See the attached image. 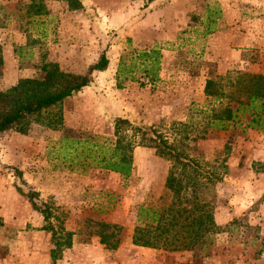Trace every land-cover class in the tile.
I'll return each mask as SVG.
<instances>
[{
  "label": "rangeland",
  "instance_id": "obj_1",
  "mask_svg": "<svg viewBox=\"0 0 264 264\" xmlns=\"http://www.w3.org/2000/svg\"><path fill=\"white\" fill-rule=\"evenodd\" d=\"M31 1L38 0H0L1 91L39 76L44 63L82 74L103 52L107 66L62 100L57 130L34 123L26 135L0 134V264H264V132L190 139L199 130L190 108L204 102L208 77L264 72V0H79L76 11L44 0L40 16L24 13ZM153 45L161 55L157 80L115 88L119 56ZM116 117L180 140L207 167L224 161L226 173L213 190L219 229L206 248L170 252L131 244L136 207L167 198L168 163L152 149L132 150L126 178L86 166L81 144L68 143L64 158L62 136L110 144ZM185 122L186 129L176 125ZM17 189L37 192L38 205L52 203L72 233L58 258L49 255L41 216ZM99 223L115 227L105 230L117 240L115 249L98 242Z\"/></svg>",
  "mask_w": 264,
  "mask_h": 264
},
{
  "label": "trees",
  "instance_id": "obj_2",
  "mask_svg": "<svg viewBox=\"0 0 264 264\" xmlns=\"http://www.w3.org/2000/svg\"><path fill=\"white\" fill-rule=\"evenodd\" d=\"M43 1L29 2L24 13L43 15ZM61 1L68 11L82 8L79 0ZM151 1L145 0L146 3ZM212 31L213 28L208 29L205 34ZM160 56V48L155 45L121 54L115 65V88L122 89L125 83L140 82L144 85L156 81ZM106 66L103 52L94 63L86 66L82 74L65 72L56 64L44 63L40 66L39 76L18 79L14 85L0 90V134L11 130L26 135L34 123L57 130L62 125V100L86 87L93 72L103 71ZM202 94L204 102L190 108V118L197 120L199 130L187 139H203L211 132L226 131L230 135L244 134L248 130L264 132V72L225 71L222 76L213 75L204 81ZM176 125L186 129L187 122ZM112 136L113 141L105 145L91 144L87 140L69 141L64 136L57 143L64 158L70 155L68 148L81 144L82 149H87L86 166L117 173L121 178L128 176L134 148L152 149L156 157L168 163L163 182L167 198L158 197L153 203H142L136 207L131 244L170 252L206 248L210 244V236L219 229L213 220V190L226 173L224 161L221 159L215 168L207 167L203 160L191 157L182 149L180 140L169 139L154 126L134 124L123 118L114 119ZM17 191L41 216L39 229L50 235L52 248L49 255L52 260L58 258L62 250L70 247L72 233L63 229L62 219L52 203L38 205L37 192ZM97 228L98 242L107 249H115L117 240L112 239L113 233L105 232L115 227L99 223Z\"/></svg>",
  "mask_w": 264,
  "mask_h": 264
}]
</instances>
